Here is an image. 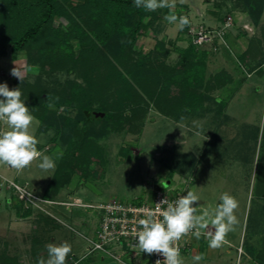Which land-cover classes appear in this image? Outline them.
I'll return each mask as SVG.
<instances>
[{
    "label": "rangeland",
    "instance_id": "obj_1",
    "mask_svg": "<svg viewBox=\"0 0 264 264\" xmlns=\"http://www.w3.org/2000/svg\"><path fill=\"white\" fill-rule=\"evenodd\" d=\"M243 10V4L237 0H175L173 9L178 16L185 15L190 20L187 34L177 43L180 47H186L187 36L201 26L217 29L224 23L230 25L224 44L219 40L200 46L210 52L206 63L208 76L225 69L241 83L230 96L223 115H217V104L210 101L205 104L207 109L203 116L206 117L177 123L150 105L119 132L108 131L96 138L103 155L101 160L92 161L85 180L79 178L77 171L63 174L57 180L53 178L59 164L66 162L74 150L75 129L60 135L53 131L40 133L39 123L34 119L30 131L39 141L37 148L53 157L56 167L42 170L41 159L20 171L0 163V262L12 258L16 264H37L40 257L47 259L48 243L67 241L72 252L66 264H78L77 260L90 252L88 239L95 236L97 211L67 207L64 203L79 199L87 205L110 200L138 204L148 199L154 185L172 182L168 187L174 188L180 178L185 177L190 180L189 190L199 197L197 214L209 206L214 208L224 192L233 196L239 205L234 212L238 224L219 247L220 259L216 262L204 258L200 264H264V74L247 77L246 64L240 62L232 48L235 25L243 26L249 19ZM160 17L157 32L147 31L137 43V48L144 53L150 51L157 40L173 41L181 36L176 24L165 21L163 14ZM54 25L65 27L67 23L58 19ZM235 34L238 35L237 30ZM177 59L178 55L172 53L167 63L172 66ZM14 67L21 73L22 81L37 80L38 72L27 68L25 55L11 53L8 49L7 55L0 58V83H7L10 90L15 81H20L10 74ZM73 79V75L64 72L40 75L41 83L48 90L67 89V81ZM225 95L226 92L216 91L211 93V98ZM57 112L72 117L76 114L75 110ZM0 128L6 129V125L0 122ZM167 158L172 160L171 166L181 172L172 178H168V169L161 164ZM57 186V191H53L52 187ZM20 190L42 201L27 209L20 201ZM46 195L51 198L44 199ZM193 237L185 235L182 239L188 241ZM199 244L208 246V240L205 238ZM199 244L197 246L201 247ZM88 256L90 259L82 264H110L101 253ZM193 257L190 253L180 255L183 264H195Z\"/></svg>",
    "mask_w": 264,
    "mask_h": 264
},
{
    "label": "trees",
    "instance_id": "obj_2",
    "mask_svg": "<svg viewBox=\"0 0 264 264\" xmlns=\"http://www.w3.org/2000/svg\"><path fill=\"white\" fill-rule=\"evenodd\" d=\"M237 1L257 25L264 0ZM168 12L138 9L133 0H0V58L7 55L8 49L23 53L27 68L38 72L35 82L15 81L13 89L20 88L21 99L38 121L40 133L53 131L60 135L75 129L74 150L66 162L59 164L54 180L76 171L80 179H87L90 164L103 155L96 138L108 131L119 132L150 105L164 117L179 121L203 114L205 104L214 101L217 115H223L241 83L226 70L208 76L210 52L193 45L190 35L186 47L177 46L189 26L176 40H157L147 53L137 48L147 31L157 32L160 14ZM58 19L67 25L55 26ZM172 53L178 59L171 66L167 60ZM245 57L240 56L243 64ZM58 72L73 75L74 79L67 81V89L48 90L40 75ZM216 91L227 95L212 99L211 93ZM59 109L75 110L76 114H61ZM95 113H103L104 117L97 118ZM171 163L169 158L161 161L168 169V178L181 173ZM58 188L52 187L55 192ZM89 257L79 258L77 263ZM16 263L12 258L0 262Z\"/></svg>",
    "mask_w": 264,
    "mask_h": 264
},
{
    "label": "clouds",
    "instance_id": "obj_3",
    "mask_svg": "<svg viewBox=\"0 0 264 264\" xmlns=\"http://www.w3.org/2000/svg\"><path fill=\"white\" fill-rule=\"evenodd\" d=\"M136 8H143L148 12L158 9H169L163 19L170 24H176L178 30L190 24L185 15L178 16L173 9L175 0H133ZM10 74L22 81L23 77L17 67L11 69ZM22 93L19 87L9 89L7 83H0V122L6 125L0 128V163L7 164L17 171L23 170L34 160L41 159L39 167L42 170H54L56 161L53 157L43 154L38 150L37 140L30 127L34 121L29 108L21 99ZM199 197L191 190L186 195L180 196L175 201L161 200L156 203L159 213L148 211L145 218L139 220V229L136 231L137 246L140 252L146 254L157 253L163 256V260L157 259L155 264H183L180 258L179 247L176 242L188 233H192L197 239L205 235L210 248H219L226 242L225 237L238 224L234 214L238 208V201L229 193L220 195V202L213 208L197 214ZM167 205L163 207V205ZM47 259L40 257L37 264H66L68 255L72 252V246L63 241L50 242L46 245ZM204 255L193 257L195 264L204 260Z\"/></svg>",
    "mask_w": 264,
    "mask_h": 264
},
{
    "label": "built area",
    "instance_id": "obj_4",
    "mask_svg": "<svg viewBox=\"0 0 264 264\" xmlns=\"http://www.w3.org/2000/svg\"><path fill=\"white\" fill-rule=\"evenodd\" d=\"M229 27L230 25H227V23H224L222 27L217 29H209L201 26L190 34L192 44L200 47L214 40L217 42L222 40L224 44V39ZM170 183L172 182H169V184ZM177 183L178 186L175 185L174 188L168 187V183H163L164 186L167 187L154 185L149 192L148 199L138 204L110 200L97 205H87L78 199L74 200V202L64 203V205H67V207H84L97 211L98 222L94 231V238L88 239L90 244V252L88 254L101 253L110 260V263L114 264H128L141 261H145V264H155L157 259L162 261L164 258L157 253L149 255L140 252L136 240V231L139 229L138 222L140 219L145 218V214L148 211H152L158 218L162 219L157 212L156 203L163 199L169 202L175 201L180 196L186 195L187 191H189V179L185 177L180 178V181ZM20 191L22 193L20 201L27 206V209L30 205L42 201L25 190ZM137 200L138 199L135 201ZM43 202L47 201L43 200ZM166 206V204L163 205V207ZM187 235L193 234L190 232ZM182 238L176 242V246H178L180 250V255L190 251L189 242L187 240L183 241Z\"/></svg>",
    "mask_w": 264,
    "mask_h": 264
},
{
    "label": "crops",
    "instance_id": "obj_5",
    "mask_svg": "<svg viewBox=\"0 0 264 264\" xmlns=\"http://www.w3.org/2000/svg\"><path fill=\"white\" fill-rule=\"evenodd\" d=\"M245 14V13H244ZM248 17V16H247ZM249 18V17H248ZM246 19L245 24H236L234 30L238 32V35L232 31V48L237 53V56H241L243 54L246 55L245 57V64H246V71L247 77L251 76L252 74H264V11L262 17L257 25H254L252 21ZM244 31L242 30V28ZM233 28V27H232ZM26 64V62H25ZM225 70V69H224ZM204 114L188 117L185 119H181L179 121H175L173 119L168 118L169 120H173V122L179 123L180 121L183 123L190 118H204ZM205 235H201L199 239L193 237L192 239L188 240L190 244V254L195 256L198 253L204 255L207 260L210 261H218L220 259V249L219 248H210L208 246H201L199 241H205ZM199 244L201 247L197 246ZM194 247H198L194 249Z\"/></svg>",
    "mask_w": 264,
    "mask_h": 264
},
{
    "label": "water",
    "instance_id": "obj_6",
    "mask_svg": "<svg viewBox=\"0 0 264 264\" xmlns=\"http://www.w3.org/2000/svg\"><path fill=\"white\" fill-rule=\"evenodd\" d=\"M94 116L97 118H103L104 114L103 113H95ZM110 264H114V263H110Z\"/></svg>",
    "mask_w": 264,
    "mask_h": 264
}]
</instances>
